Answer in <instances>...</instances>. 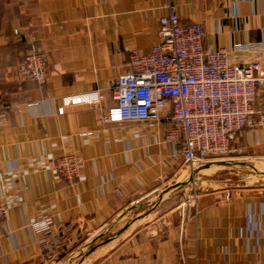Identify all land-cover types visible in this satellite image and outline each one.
<instances>
[{"label":"crops","instance_id":"1","mask_svg":"<svg viewBox=\"0 0 264 264\" xmlns=\"http://www.w3.org/2000/svg\"><path fill=\"white\" fill-rule=\"evenodd\" d=\"M169 2L183 24L204 26L205 46L264 39V0H0V264H264V184L211 179L186 207L171 203L169 189L187 177L164 139L169 125L100 121L114 105L107 82L126 70L130 49L158 41ZM31 32L46 57L42 83L17 70ZM92 93L101 97L72 100ZM255 106L262 117L236 136L232 156L264 157V96ZM70 152L83 160L73 182L51 160ZM143 199L158 210L112 237ZM40 215L53 219L58 255L40 249Z\"/></svg>","mask_w":264,"mask_h":264},{"label":"built area","instance_id":"2","mask_svg":"<svg viewBox=\"0 0 264 264\" xmlns=\"http://www.w3.org/2000/svg\"><path fill=\"white\" fill-rule=\"evenodd\" d=\"M167 9L158 19V41L144 52L130 49L126 70L107 82L106 91L114 105L100 121L168 124L164 139L177 146L183 164L193 171L214 157L235 154L232 142L236 136L256 124L259 112L255 101L264 96V39L235 41L228 48L205 46L201 23L183 24L172 2ZM27 38L17 70L42 83L47 75L46 57L36 44V34L31 32ZM248 52L253 56L242 60L240 54ZM100 97L92 93L72 100L90 102ZM91 134L83 131L79 136ZM51 160L57 177L67 182L80 177L83 160L76 154L61 153ZM196 196H188L187 202ZM7 212L8 206L0 198V221ZM52 225L50 215H40L32 222L40 235V249L49 257L59 254Z\"/></svg>","mask_w":264,"mask_h":264},{"label":"rangeland","instance_id":"3","mask_svg":"<svg viewBox=\"0 0 264 264\" xmlns=\"http://www.w3.org/2000/svg\"><path fill=\"white\" fill-rule=\"evenodd\" d=\"M234 155V154H233ZM215 159L212 161V163L208 164L204 167H210L208 170H201L204 167L202 165H199L196 167L197 172L195 175L187 180H184V182H178L174 186H172V189L170 191L169 189V200L170 202L177 201V204L182 205V203L185 202L183 207H186L189 203L187 202L188 196L191 195H198L200 192H202V189L205 188L206 183L208 180L211 179H217L220 181L227 182L229 184H238L239 187H246L248 185H258V184H264V157H236L232 155H226L224 157H214ZM235 160H233V159ZM233 160L227 162V160ZM224 161V163H219L216 161ZM183 170L186 171V173L179 178V180L185 179L187 177V174L191 171L189 167H187L186 164L183 165ZM253 166L255 168H253ZM200 169V170H199ZM176 183V182H175ZM167 199V198H166ZM144 203V206L138 207L134 209L132 212H130L127 217L124 219V221L120 222L111 232L110 235L115 236L118 232H121L124 227L130 222L134 221L139 215L141 217H144V215L153 214L155 211L158 210L156 207L159 203L149 202L145 199L142 200ZM176 204V203H175ZM80 240V239H79ZM101 244L105 245L106 243L110 242L111 239H107L106 237L101 238ZM86 251V250H85ZM91 252V251H90ZM46 264H60L55 260L49 261Z\"/></svg>","mask_w":264,"mask_h":264},{"label":"water","instance_id":"4","mask_svg":"<svg viewBox=\"0 0 264 264\" xmlns=\"http://www.w3.org/2000/svg\"><path fill=\"white\" fill-rule=\"evenodd\" d=\"M230 160H227V162H229ZM210 163H212V162H206V163H203L202 164V167H204V166H207L208 164H210ZM219 163H224V161H220ZM233 163H235L234 161H233ZM205 168V167H204ZM253 168H255L254 166H253ZM200 170V169H199ZM197 172V170L196 169H194L193 171H190L188 174H187V178L188 179H191L194 175H195V173Z\"/></svg>","mask_w":264,"mask_h":264}]
</instances>
